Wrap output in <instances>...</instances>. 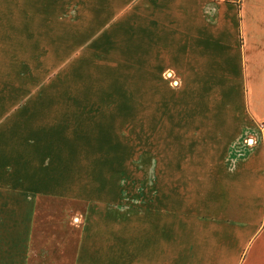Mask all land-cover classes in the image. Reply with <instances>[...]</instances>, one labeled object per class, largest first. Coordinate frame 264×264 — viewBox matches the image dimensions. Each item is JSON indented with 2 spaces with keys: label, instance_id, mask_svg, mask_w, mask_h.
<instances>
[{
  "label": "rangeland",
  "instance_id": "374dc122",
  "mask_svg": "<svg viewBox=\"0 0 264 264\" xmlns=\"http://www.w3.org/2000/svg\"><path fill=\"white\" fill-rule=\"evenodd\" d=\"M78 45L0 52V129L39 130L50 152L41 153L42 168L49 157L57 166L51 187L60 196L40 198L26 264H97L119 229H183L191 219L182 213L193 207L190 178L214 176L215 167L227 173L226 160L236 163L244 149L243 91L225 86L224 73L204 87L209 74L182 67L175 52H81ZM18 110L24 116L6 124ZM213 129L231 134L230 143ZM209 148L208 169L178 168L209 156Z\"/></svg>",
  "mask_w": 264,
  "mask_h": 264
},
{
  "label": "crops",
  "instance_id": "0c3cea01",
  "mask_svg": "<svg viewBox=\"0 0 264 264\" xmlns=\"http://www.w3.org/2000/svg\"><path fill=\"white\" fill-rule=\"evenodd\" d=\"M238 2L0 0V52H57L58 42L79 43L81 52H175L182 67L209 74L204 87L224 73L225 86L243 91L242 157L234 164L223 158L230 163L227 173L215 167L214 176L190 178L193 207L182 213L190 222L177 230L119 229L97 264H264V0ZM220 52L223 63L217 64ZM23 114H10L6 124ZM221 131L213 129V137L229 144L231 134ZM25 133L0 129V264H26L40 198L60 196L51 187L55 161L49 157L42 168L41 153L50 152L40 144L41 133ZM26 138L37 140L22 146ZM16 139L22 147L8 144ZM211 148L207 159L195 157L178 168L208 169Z\"/></svg>",
  "mask_w": 264,
  "mask_h": 264
}]
</instances>
